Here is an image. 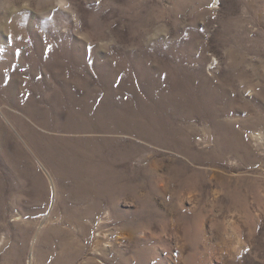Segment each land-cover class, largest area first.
<instances>
[{"label": "rangeland", "instance_id": "rangeland-1", "mask_svg": "<svg viewBox=\"0 0 264 264\" xmlns=\"http://www.w3.org/2000/svg\"><path fill=\"white\" fill-rule=\"evenodd\" d=\"M0 126V264H264V0H0Z\"/></svg>", "mask_w": 264, "mask_h": 264}, {"label": "bare ground", "instance_id": "bare-ground-1", "mask_svg": "<svg viewBox=\"0 0 264 264\" xmlns=\"http://www.w3.org/2000/svg\"><path fill=\"white\" fill-rule=\"evenodd\" d=\"M69 92L71 93V96L69 97V99L72 100V102H77V101L80 102L81 101L80 98H78L74 94H72L71 88H69ZM97 112H104L101 106L97 107ZM72 127H73L72 130L75 131V132L90 131V130L93 129V126L92 125L90 126V125H87L85 123H83V124H74ZM118 127L123 128L125 126H118ZM0 129H1V126H0ZM23 129L24 130L27 129L26 125H25V127H23ZM231 130H232V127H230V129H229L228 132H230ZM3 131H5V130H3ZM238 135H240V133L235 132V136L237 138H238ZM255 136H256L255 137V140L258 139V141H262V143L259 144V145H264V137L262 135H260V134L259 135H255ZM256 184H257V182H253V185H251L250 188H249L251 190V192H250V200H246V199H244V198L241 197V195H240L241 186H237L235 188L230 189V195H231L232 200H235L236 199L235 200V203H236L237 208L239 209L238 211L239 212H245L248 217L251 216V215L249 216V212L251 210V203L253 202L251 200H256L257 205L259 204L261 206V208L264 207V203H261V201H263V200H260V198H259L260 195L254 196L256 194L254 192L255 193L253 195L254 197H251L252 196V192L255 191L254 190V187L257 186ZM250 214H252V210H251V213Z\"/></svg>", "mask_w": 264, "mask_h": 264}]
</instances>
